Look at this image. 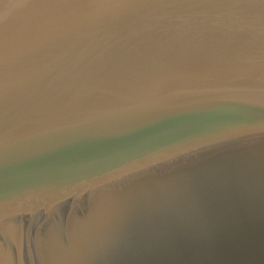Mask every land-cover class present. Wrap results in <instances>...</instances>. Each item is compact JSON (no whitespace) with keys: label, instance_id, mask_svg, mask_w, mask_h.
Returning a JSON list of instances; mask_svg holds the SVG:
<instances>
[{"label":"water","instance_id":"1","mask_svg":"<svg viewBox=\"0 0 264 264\" xmlns=\"http://www.w3.org/2000/svg\"><path fill=\"white\" fill-rule=\"evenodd\" d=\"M0 264H264V0H0Z\"/></svg>","mask_w":264,"mask_h":264}]
</instances>
